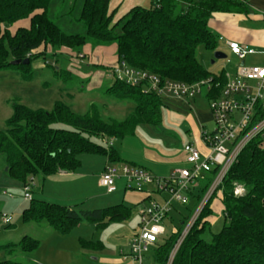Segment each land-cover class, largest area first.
I'll return each mask as SVG.
<instances>
[{"label":"trees","instance_id":"obj_1","mask_svg":"<svg viewBox=\"0 0 264 264\" xmlns=\"http://www.w3.org/2000/svg\"><path fill=\"white\" fill-rule=\"evenodd\" d=\"M52 1L0 0V71L14 67L12 61L28 59V65L17 67L22 68L23 77L29 79L33 75L31 65L34 62L43 59L46 64L62 48L80 53L88 44L115 45L119 62L164 80L194 84L212 78L214 84L219 83L214 96L226 83L224 72L207 71L198 59V48L217 49V39L209 29L213 14H241L248 9L245 0H151L149 8H133L115 21L110 12L111 0H84L80 20L85 33L66 34L49 18L48 8ZM23 21H28V25L16 26ZM48 50H51L50 57ZM55 66L54 62L47 64L59 76L69 75ZM70 79L69 76L65 83ZM107 93L118 102L128 99L135 105L134 110L122 121H106L96 104L84 114L73 112L63 102H56L51 112L14 104L7 129L0 131L4 172L32 188L37 178L78 171L82 155L103 156L111 163L121 162L114 147L104 145L103 141L133 136L141 125H161L164 102L139 86H129L118 80H114ZM259 114L260 118L264 117V112ZM56 123L68 128H56ZM263 133L245 147L220 189L206 203L172 264H264ZM211 182L212 176L201 181L196 192L191 193L198 206ZM237 188L244 191L242 196L235 195ZM215 206L223 212V225L219 231L212 232ZM130 217L131 209L124 204L77 212L67 206L32 199L23 210L25 224L46 223L61 235L70 234L82 222L104 229ZM189 219L183 218L177 227L178 233L170 234L157 245L155 259L158 264H167L183 225ZM89 244L102 248L100 243L81 241L83 248ZM40 246L39 240L25 236L17 243L0 245V251L11 255L18 251L32 254ZM0 264L21 263L5 260Z\"/></svg>","mask_w":264,"mask_h":264},{"label":"rangeland","instance_id":"obj_2","mask_svg":"<svg viewBox=\"0 0 264 264\" xmlns=\"http://www.w3.org/2000/svg\"><path fill=\"white\" fill-rule=\"evenodd\" d=\"M70 3V0H54L50 6L49 18L66 33H85L80 20L82 4L80 7L78 3L75 9V5ZM218 44L227 55L226 59L215 60L214 53L205 50L203 46L198 48V59L207 71L214 74L225 72L234 77L239 62L229 49L222 47L221 43L217 41ZM95 47L93 46L90 51L86 52L84 47L80 53L62 48L53 59L54 61L49 59L45 64L43 59L37 60L31 65L33 75L29 79L23 77V69L17 66L0 71V131L7 129L8 120L13 113V105L16 103L33 110L43 109L51 112L56 102H63L77 114L86 113L92 104H96L104 120H124L134 110L135 105L126 98L121 102L110 98L107 90L114 84V79L109 77L112 68L106 64L95 63L94 59L100 58L95 55ZM108 49H112V46H109ZM48 53L47 56L50 57L51 50H48ZM213 60L215 64H212ZM51 62H54L56 68L65 70L69 75L67 77H65L66 75L59 76L52 67H47V64ZM257 62L256 58L249 57L247 59V65ZM69 76L71 77L70 81L67 80L65 83V79ZM167 103L173 104L170 101ZM194 107L196 111L208 108L206 105L197 104H194ZM162 112L163 121L161 125L140 126L136 137L113 140V147L123 158L126 160H130L129 158L144 160L147 153L163 156L166 152L180 150L190 141L191 138L187 132L189 127L185 122H182L181 116L178 113H173L170 118L171 113L166 107L162 109ZM55 127L68 128L61 123H56ZM212 128L214 129L213 118L212 124L206 126V130L210 133ZM92 140L99 142V139L96 138ZM79 159L81 160V167L76 172L83 177L77 183H75L76 178L68 180V182L75 183L70 185L73 190L68 191L69 194L65 196L66 199L63 201H56L59 202L58 204L63 206L71 204L77 212L103 209L120 204L130 206L131 203L125 200L121 189L108 194L104 188L99 186V179L107 165L105 157L82 155ZM3 166L0 158V245L17 243L27 236L39 240L41 246L32 254L18 251L11 255L2 250L0 251V262L11 260L21 264H98L95 260L100 256L109 255L114 251L118 254L121 249H128V243L136 228V207H132V217L125 222L114 223L104 229L97 228L96 224L82 222L68 235L58 234L46 223L25 224L23 222V209L27 208L30 202L23 203L24 187L20 188L18 184H13L16 180L4 172ZM39 179L35 181L34 185L31 184L33 199L37 201L44 200L40 192L42 191V182ZM120 182L117 184L119 188L125 183L124 181L122 184ZM53 185L54 188L52 184L47 185L46 191H63L58 187V184ZM9 194L13 196V199L9 198ZM221 194L220 192L218 196ZM243 194L244 191L241 188L235 190L236 196ZM168 197L169 195L165 194L163 199ZM152 200L161 202L162 198L159 199L153 195ZM197 208L198 204L194 197H190L186 206L175 205L165 221L166 237L173 232L175 227L180 225L183 218L192 217ZM4 215L11 217L10 225L3 222ZM222 225L223 212L220 207L215 206L214 217L211 220V231H219ZM80 239L97 245H99L98 242L104 243L107 253L101 254L102 251L98 247L93 248L94 245L90 246V244L89 247L82 248Z\"/></svg>","mask_w":264,"mask_h":264},{"label":"built area","instance_id":"obj_3","mask_svg":"<svg viewBox=\"0 0 264 264\" xmlns=\"http://www.w3.org/2000/svg\"><path fill=\"white\" fill-rule=\"evenodd\" d=\"M227 46L239 64L234 77L224 72L226 83L215 96L213 92L219 87V83L214 84L212 78L187 84L164 80L121 62L113 68L112 75L115 80L129 86H139L145 93L155 94L166 103L181 101L191 106L192 102L205 93L213 95L210 96L209 106L214 129L210 133L202 129L200 134L206 154L194 144H186L183 152L187 167L164 179L155 177L146 169L127 164L107 166L100 177L99 186L108 194L117 192L118 181L124 179L129 186L133 185L137 189L154 184L158 193L169 195L161 202L151 201L148 208L140 213L138 231L130 243L131 253L140 264L151 247L164 241L167 234L165 221L174 206L188 205L191 193L200 187L201 181L212 176V182L202 202L183 225L167 262L172 264L204 206L220 189L245 147L264 132V117L260 118L259 114L264 112V50L238 42H228ZM249 57L256 58L258 62L247 65ZM113 140H105L103 144L111 147ZM24 200H32L30 187L24 186ZM3 222L10 225L11 217L4 215ZM176 233L178 228L175 227L171 234Z\"/></svg>","mask_w":264,"mask_h":264},{"label":"crops","instance_id":"obj_4","mask_svg":"<svg viewBox=\"0 0 264 264\" xmlns=\"http://www.w3.org/2000/svg\"><path fill=\"white\" fill-rule=\"evenodd\" d=\"M70 1L72 5L73 4L75 5L74 7L75 9L78 6V3L81 7V4L83 6V2H84V0H70ZM53 2L54 0L49 5L48 15H50V6L53 4ZM245 3L248 8L245 13H241V14L216 13V14H213L209 22V29L215 35L217 41L221 43V46L226 49H228V46H227L228 42H238L242 44H247L259 50H264V0H245ZM150 6H151V0H111L110 12L114 15L115 21H117L123 18L124 16H126L133 8L141 7V8L147 9ZM81 11H82V7L80 10V13ZM23 22L25 23L23 24L22 22L18 23L17 27L28 25V21H23ZM80 33H83V32H80ZM66 34H73V33H66ZM93 46L94 45L92 44H88L87 46H85V49H84L85 52L90 51L91 48H93ZM111 46H112V49H108L109 46H96L94 48V50L96 51L95 53L96 57H100V58L94 59L95 63L99 62L101 64L109 65L111 66L112 69L118 64L119 60L116 54V46L115 45H111ZM216 51H222L219 44L217 45V49L215 51H209V52L215 53ZM111 70L110 72L112 73ZM110 74H109V77L114 79L113 75L112 74L110 75ZM209 101H210V96L208 93H205L204 95H202V97L197 98L194 102H192L191 106L188 103L181 102V101H170V102H173V104L171 105L170 103L164 102V105H163V108L166 107L168 109V112L171 113L169 116L170 118L172 117L173 113H178L181 116L182 122H185L187 126L189 127L187 132L191 138L190 141L186 144H189V143L194 144L196 147H198V149L203 154H206L207 150L203 146L201 139H200L201 130L203 128L205 131L208 132V130H206V126H209L210 123L212 124V112H211V109L208 110L210 108ZM193 103L200 105V106L206 105L208 106V108L201 109L202 111H196ZM162 115H163V112H162ZM141 126H144V125H141ZM139 127L140 126L137 127L135 134L133 136H130L127 138L136 137ZM125 139H122V140H125ZM115 140L116 139H114V141ZM118 154L121 158V162L111 163L108 160V158L105 157L107 160L106 167L111 166V165L120 166L122 164H127L131 167L146 169L149 172H151L152 175H154L157 178H161V179L168 178L175 171L187 167L183 148H181L180 150L174 151V152H170V151L166 152L165 154H163V156L147 153L146 158L144 160H141V159L136 160L133 158H129L130 160H126L120 155L119 152ZM106 167L104 168L103 172L105 171ZM82 177L83 176L81 174H78L77 172H74V173L61 172L47 179L37 178L42 182V191L40 192L44 199L43 201L52 203V204L59 203L56 201H63V199H66L65 196L69 194L68 191H70L71 189L73 190V187H70V185H72L74 182L73 183L70 181L68 182V180L76 178L77 181H75V183H77L78 180L82 179ZM120 181L118 182H120L121 184L123 183L122 181H124L125 183H123L120 188L118 186V191L119 189H121L124 193L125 200L131 203L130 206L125 205L131 209V217L133 214L132 207H136V213H137V217H136L137 220H136V225H135L136 228L134 229L131 239L128 243L127 250L121 249L118 254L114 251V252L109 253V255L106 254V255L100 256V258H97L95 260L98 262V264H140L139 261H137L132 255L131 249H130V243L135 233L138 231L140 213L143 210L148 208L149 203L151 201H154L152 200L153 195H156L159 199L162 198V201H163V197L165 196V193L160 194L157 192V187L154 184L146 185L142 187L141 189H137L133 185L129 186V184L124 179H121ZM14 182L15 183L13 184H18L20 188L24 187L22 183L18 181H14ZM49 184H52L53 188H54L53 184H58V187L62 189L63 191L61 190L60 191H46L47 185ZM143 188H145V190H142ZM137 191H140V192H137ZM8 196L10 199H13L12 195L9 194ZM32 199H33V195H32ZM24 202L26 203L27 201L24 200V195H23V203ZM64 203H68V202H64ZM65 206L70 207V208L73 207L71 204L65 205ZM103 209H106V208H103ZM80 240L82 241L83 239H80ZM98 243L102 245V248L99 249L102 251L101 254L107 253L105 251L106 250L105 244L102 242H98ZM156 248H157V245L151 247L149 251L144 254L141 264H158L155 259Z\"/></svg>","mask_w":264,"mask_h":264},{"label":"water","instance_id":"obj_5","mask_svg":"<svg viewBox=\"0 0 264 264\" xmlns=\"http://www.w3.org/2000/svg\"><path fill=\"white\" fill-rule=\"evenodd\" d=\"M226 58H227V55L224 52H222V51H216L214 53V59L215 60H222V59H226ZM28 64H29V60L28 59H26L24 61H22V60H16V61H12L11 62V65L12 66H20V65H28ZM212 64H215V61L214 60L212 61ZM7 170L8 169H6V171Z\"/></svg>","mask_w":264,"mask_h":264}]
</instances>
